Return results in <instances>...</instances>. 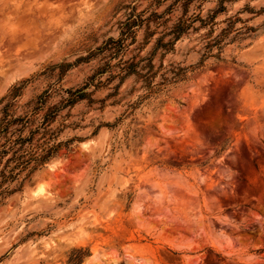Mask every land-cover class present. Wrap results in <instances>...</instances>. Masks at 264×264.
Returning <instances> with one entry per match:
<instances>
[{"label": "rangeland", "instance_id": "rangeland-1", "mask_svg": "<svg viewBox=\"0 0 264 264\" xmlns=\"http://www.w3.org/2000/svg\"><path fill=\"white\" fill-rule=\"evenodd\" d=\"M3 116L0 264H264V0H0Z\"/></svg>", "mask_w": 264, "mask_h": 264}, {"label": "trees", "instance_id": "trees-1", "mask_svg": "<svg viewBox=\"0 0 264 264\" xmlns=\"http://www.w3.org/2000/svg\"><path fill=\"white\" fill-rule=\"evenodd\" d=\"M209 46H211V44H209ZM181 69L184 68H180V70ZM183 76L184 73H182V77ZM83 95L84 94L81 93L79 96ZM4 118L5 116H3L0 120V135L3 134V141L0 143V164L3 162L2 168L0 169V176L4 180H13L17 178L21 171L28 167L30 162L33 161L34 165L31 168L34 169L38 164L46 160L49 155H51V152L55 151L59 147L60 143L43 149L42 154L33 155L26 160H22V156L21 154H18V151L26 139L20 136L11 139L10 136H6L5 134L8 131V125L11 121L6 120L4 123ZM13 120H15V118Z\"/></svg>", "mask_w": 264, "mask_h": 264}]
</instances>
